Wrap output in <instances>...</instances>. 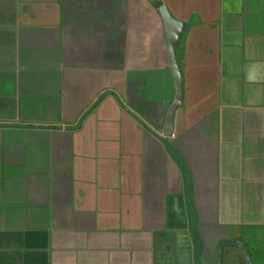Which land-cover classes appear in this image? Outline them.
<instances>
[{"label": "crops", "instance_id": "0c3cea01", "mask_svg": "<svg viewBox=\"0 0 264 264\" xmlns=\"http://www.w3.org/2000/svg\"><path fill=\"white\" fill-rule=\"evenodd\" d=\"M161 1L169 143L147 0H0V264H264V0Z\"/></svg>", "mask_w": 264, "mask_h": 264}, {"label": "water", "instance_id": "95a60500", "mask_svg": "<svg viewBox=\"0 0 264 264\" xmlns=\"http://www.w3.org/2000/svg\"><path fill=\"white\" fill-rule=\"evenodd\" d=\"M150 5L156 10L163 27V32L165 36L167 54L171 67V72L175 81L176 95L173 103L171 104L167 117L165 126L163 129V137L166 139V142L169 143V140L173 133V121L175 112L180 108L183 100V82L181 78V73L177 63L176 49L179 47L182 34L184 32V24L173 19L165 5L161 0H147ZM236 249L239 257L241 258L243 264H253L245 246L240 241H222L218 245V255L217 263L223 264L224 261V250L226 248Z\"/></svg>", "mask_w": 264, "mask_h": 264}]
</instances>
